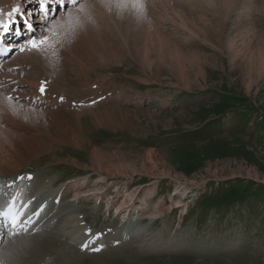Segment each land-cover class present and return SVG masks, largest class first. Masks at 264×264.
I'll list each match as a JSON object with an SVG mask.
<instances>
[{
  "label": "rangeland",
  "instance_id": "obj_1",
  "mask_svg": "<svg viewBox=\"0 0 264 264\" xmlns=\"http://www.w3.org/2000/svg\"><path fill=\"white\" fill-rule=\"evenodd\" d=\"M91 2L103 17L90 14V25L61 37L58 58L18 51L16 69L7 66L29 84L15 94L9 81L0 86V140L21 154L0 181L33 173L39 184H92L107 175L125 185L131 178L95 166L97 154L139 165L153 149L162 167L200 182L180 189L189 200L182 223L179 210L131 222L138 238L95 254L49 229L45 255L55 258L56 248L61 264H264V0H142L139 14ZM78 41L84 62L71 55ZM41 82L46 100L37 96ZM9 96L18 110L7 114ZM153 180L138 176L134 184ZM159 184L150 205L161 195L169 203L176 188L171 176ZM89 201L76 209L92 227L119 225L104 202Z\"/></svg>",
  "mask_w": 264,
  "mask_h": 264
},
{
  "label": "bare ground",
  "instance_id": "obj_2",
  "mask_svg": "<svg viewBox=\"0 0 264 264\" xmlns=\"http://www.w3.org/2000/svg\"><path fill=\"white\" fill-rule=\"evenodd\" d=\"M16 1L17 4H20L21 6L28 5L24 0H0V6L3 7V12L4 13L10 12L11 9L15 6ZM34 2L38 3V0H35ZM67 2H69V0H67ZM80 2L81 0H78L77 5H73L69 2V4L64 9L61 10L59 9L60 12L58 10L59 12L58 16L51 18V24H55L57 20L63 21L65 19V13H70L74 17L79 16L83 21V24H85L86 26L90 25L89 23L91 22V20H89V15L91 14L90 17L92 19L93 14L97 15L99 12L93 7L91 0H84L83 2L81 3ZM96 3L102 6L107 5V7L110 5L109 0H101V1L95 0L94 4ZM81 4L84 7L83 12L79 11V6ZM51 8H54V6H51ZM29 9L30 11L27 13L30 15L34 11L32 10V6ZM33 9H37V8H33ZM39 13H41V10L39 11ZM109 13L110 12L108 11V13L105 14L107 15ZM85 15H86V19H88L89 21H87L84 18ZM38 17L41 18L34 19L35 22L34 26L37 28L36 35L39 36L42 31L41 25H43L44 22L46 21H44L43 13L39 14ZM101 17H103V15ZM96 18H98L99 22L103 21L104 19V18L99 19L100 16ZM108 18H109L108 20H110V17ZM94 19L95 18H93V20ZM93 20L92 22H94L96 19L94 21ZM108 20L105 21V23L112 21V18L110 21ZM92 24L94 23H91V25ZM20 45L21 44H18L17 47H19ZM72 45H73L72 50L76 51V53H73L71 55L72 56L75 55L77 59H80L81 62L82 61L84 62V60L81 57V53L77 51L79 48H83V46H85V43H81V41H78L77 43H74ZM16 59L20 60L18 51H16L13 57L5 61L4 65H8L11 67ZM74 60L76 61V59ZM6 68H7L6 71H8V73H12L10 72V69L8 70L7 66ZM6 68L4 67V69ZM8 73H3L0 69V74H2V76H0V86H6L7 84L11 83L12 88L15 89L17 87L22 86V84H29V82L24 81L25 79L23 80L20 77L22 74L20 75L16 74V76L19 77H15L14 79L11 80V78L14 77L15 75L10 76V74ZM22 77L24 78L23 75ZM7 81H9V83ZM30 91L32 92V90ZM1 99L2 97L0 98V100ZM3 99L5 100L6 98ZM5 101L3 102L6 103ZM7 107H9V105L8 106L6 105V109H5L8 114L10 112V109L8 108L7 110ZM17 110L18 108L16 109V111ZM29 112L30 111H28L25 115H28ZM4 131L5 130L0 129V134L5 133ZM144 153H145L144 157L142 158L139 165L137 163L135 164L133 163L131 165V162H129V160L120 161L118 163H105L102 160V157L99 154H97V157L95 158V162H94L95 166H97V168L103 171L110 172L109 174L113 175L114 177L121 176V178H126V177L131 178L130 181L125 182V185H121V183L118 181L116 182L111 180L112 182L110 181L107 182L105 178L107 175L105 177L103 176L104 178H100V179L98 178V180L94 182L92 181L93 183L90 182L92 184L88 183L90 179L88 180L87 178L70 179L69 181L67 180L59 184L51 179V180H44L38 186L35 187L30 184L31 179H27V177L29 176H25V175L21 176V177H25V179L18 178V180L13 181L11 180V178L9 179L6 178L3 180V182L0 181V205H2L5 202V199L9 198L12 195H15L16 193L20 194L18 199H20L21 197H25V202L28 203V206H33L34 198H37L39 196L41 198H47L53 200V204L50 207L40 209L42 211H40L39 213L40 217L38 218L37 221H34V219L31 217V221L29 222L30 228L28 230L20 234L18 233L12 234L13 231L7 230L6 232V230H2L0 228V237L3 238L4 240L0 243V264H34L33 260H35L36 258L39 259L37 260L39 261V264H61L62 258H64L65 255H61L62 253H58L56 248H55L56 253L52 250L53 253L56 254L55 258L50 259L51 257L48 258L49 256L45 255L46 251L43 249V239L46 238L45 232H47L49 229L55 230V232L56 233L58 232V234L59 232L60 234L62 232V238L68 240L70 244L71 243L75 244L80 248H82L81 244L86 242L88 245V247L86 248L87 250L90 249L92 250L93 248L96 247L97 244H103L105 241L101 238V234H97L99 236V239H96L97 235L95 234L94 230L93 233L91 231L90 235L87 234L88 230L89 229L91 230V228L88 225V221L86 219L83 221L81 212L76 209L77 207H79L78 206L79 203L83 204L85 202H90L89 200L93 201L94 204L95 203L100 204L104 202L105 208L107 207L106 212L113 209L114 214L117 216V218L122 220L124 223H127L128 221L132 222V220H135V218L145 219L146 217L153 220V222H156L157 219L163 217L167 212L172 213L176 208L181 210V219H182V215L189 207V200L186 192H180V191L187 187L186 184L191 186H196L197 184H199L200 181H195L193 179L189 180L188 178L184 177V175L179 174L176 171H171L168 168L162 167V164L163 163L167 164V162L165 161L166 162L165 163L162 160L164 158L163 156L159 155L158 151H154L153 149H148L145 150ZM155 153L158 154L157 157L154 155ZM20 156L21 154L18 151H15L13 148L9 147L0 140V173L4 171L7 172V171L16 170L17 167L19 166L17 157ZM206 169L208 171L207 174H213V176H216L217 174L216 169L211 168L210 165ZM248 174L251 175L249 172ZM138 176H151L154 180L151 182L149 181L146 184H139L135 186L134 182H136ZM168 176L173 177L174 182L176 184L174 193L169 196V203L167 201V198L161 195L154 201L152 205H150L153 198L158 194V188L160 186L159 181L163 177H168ZM8 185H11V187H8ZM112 187H113L112 193H114V195L108 197V195H110L109 191L111 190ZM190 192H192V190H190L188 193ZM105 199H107V202L105 201ZM50 224L52 225L50 226ZM60 234L58 236H60ZM123 235L124 234L122 233V230L117 229L116 231H112L111 234H108V237L111 240H117L118 236H123ZM69 250L71 251V249Z\"/></svg>",
  "mask_w": 264,
  "mask_h": 264
},
{
  "label": "snow or ice",
  "instance_id": "obj_3",
  "mask_svg": "<svg viewBox=\"0 0 264 264\" xmlns=\"http://www.w3.org/2000/svg\"><path fill=\"white\" fill-rule=\"evenodd\" d=\"M57 7H66L64 0H55ZM111 4H113L117 9L122 8H131L134 12L139 14L142 11L143 3L142 0H109ZM70 3L73 5H77V0H70ZM39 7L43 13L44 21L48 22V25H41L42 31L38 36L36 35L37 28L29 21L27 18H23L20 13V9L15 7L8 13V16L11 18L15 13L21 16L23 29L19 26L17 21H12V23L16 24V35L20 36L22 31L24 34L28 36V39L23 41V43L19 46V51L23 52H35L50 59L58 58L57 47L62 43L61 37H68L74 34L79 28L83 26V21L79 16H73L70 13H65V19L63 21L57 20L55 24H51V18L55 13V9H52L49 5L48 0H39ZM3 10L0 9V12ZM79 11L83 12L84 7L81 4L79 6ZM0 28L3 29L5 33L9 31V25L3 24L0 22ZM46 33V34H45ZM3 51H12L11 48L0 49V52ZM39 92L41 95L46 93V82H41ZM13 97H7L9 102V107L12 108L13 112L16 111L13 102ZM63 100V97H61ZM19 179H25V177H19ZM27 179H31V177H27ZM11 187V185H8ZM20 194L16 193L15 195L10 196L5 199V202L0 205V222H3L5 225L11 226L14 230L18 225L25 222H30L31 217L28 216L27 220H25L26 210L28 208V203L18 202ZM33 215H39L38 212H34ZM12 234H15L14 232ZM87 234H91V230H88ZM96 239H99V236H96ZM83 248H87L88 245H82ZM93 251H100L101 247H95L92 249Z\"/></svg>",
  "mask_w": 264,
  "mask_h": 264
}]
</instances>
